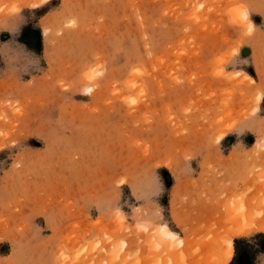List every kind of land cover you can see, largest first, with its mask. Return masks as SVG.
<instances>
[{"label": "rangeland", "instance_id": "rangeland-1", "mask_svg": "<svg viewBox=\"0 0 264 264\" xmlns=\"http://www.w3.org/2000/svg\"><path fill=\"white\" fill-rule=\"evenodd\" d=\"M221 202L264 219V0H0V264H234Z\"/></svg>", "mask_w": 264, "mask_h": 264}, {"label": "bare ground", "instance_id": "bare-ground-1", "mask_svg": "<svg viewBox=\"0 0 264 264\" xmlns=\"http://www.w3.org/2000/svg\"><path fill=\"white\" fill-rule=\"evenodd\" d=\"M44 1H47V0H44ZM258 98H260V95ZM234 203L235 202L224 204V202H221V203H218V205L216 204L217 206L214 205L215 207L212 206L214 212H212V210H211L212 216H211V219L209 221L212 220L211 222L212 223L214 222V223L213 224L209 223L208 224L209 227L206 225L208 228H211L212 225H215V227H217L216 229L219 232L222 230L225 231L226 235L222 239V242L226 246V253H227V257H228L227 259L228 260L230 259V257L233 254V239L235 237H239V236L248 234L249 232H251L253 230L264 233V219H262L261 215H259L260 211L257 209L259 211L258 212L253 208V206H252L253 203L250 204L252 206V208H251V206H247L246 204H244V202L242 203L241 206H238L241 203L240 204L238 203V205H236V206H234ZM256 205H257V203H256ZM262 215H264V214H262ZM259 218H261L262 221ZM208 219H209V217H208ZM207 222L208 221H206V223ZM204 224L205 223H203V228L205 227ZM207 227H205V228H207ZM216 229L214 228V229H209V230L215 231ZM161 231L163 232L161 234H163L164 238H166V239L169 238L170 240H172V245H173V241H177V243L182 242L180 239H178L179 237L176 233L169 231L167 228L163 227L161 229ZM219 246H220V243H219V245H217L215 240H213L205 248L208 249L207 250L208 253H212V255H214V257H216L219 261H221L220 258L222 255L219 254V256H218V253H217V251H219ZM173 247L174 246H171L170 248H173ZM223 264H227V263H223Z\"/></svg>", "mask_w": 264, "mask_h": 264}, {"label": "trees", "instance_id": "trees-1", "mask_svg": "<svg viewBox=\"0 0 264 264\" xmlns=\"http://www.w3.org/2000/svg\"><path fill=\"white\" fill-rule=\"evenodd\" d=\"M253 240L257 242V245L240 247L241 242H246L245 238L234 239L233 245L235 249L234 264H253V259L256 252H264V235L256 234ZM256 247V248H255Z\"/></svg>", "mask_w": 264, "mask_h": 264}]
</instances>
